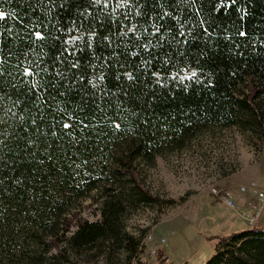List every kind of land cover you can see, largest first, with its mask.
<instances>
[{"label":"trees","instance_id":"1","mask_svg":"<svg viewBox=\"0 0 264 264\" xmlns=\"http://www.w3.org/2000/svg\"><path fill=\"white\" fill-rule=\"evenodd\" d=\"M0 264L135 259L136 166L210 128L264 138V0H0ZM40 33L41 35H37ZM95 192L98 218L74 210ZM204 264H264V227Z\"/></svg>","mask_w":264,"mask_h":264},{"label":"rangeland","instance_id":"2","mask_svg":"<svg viewBox=\"0 0 264 264\" xmlns=\"http://www.w3.org/2000/svg\"><path fill=\"white\" fill-rule=\"evenodd\" d=\"M135 171L141 187L152 196L165 201L186 196L185 201L141 206L128 213L125 228L141 241L135 259L112 263L100 255L85 264H204L214 251L216 236L247 226L212 188L235 190L251 181L264 184V138L238 127L210 128L196 134L182 149L158 156L152 165L141 162ZM244 195L252 196L243 208L249 210L256 197L249 190L235 193L238 207ZM93 197L95 192L75 206L82 218H98ZM258 224L264 227V206ZM160 239L165 243L158 246ZM156 246L157 255L151 256L150 250Z\"/></svg>","mask_w":264,"mask_h":264},{"label":"built area","instance_id":"3","mask_svg":"<svg viewBox=\"0 0 264 264\" xmlns=\"http://www.w3.org/2000/svg\"><path fill=\"white\" fill-rule=\"evenodd\" d=\"M247 190H249L256 197V201L250 204L249 210L241 209V207H238V203L235 201L234 197L235 193H243ZM212 193L219 197L227 207L237 211L240 218L243 219L248 226H255L257 224V220L264 206V184H258L254 181H251L247 186L240 185L235 190L230 188H223L221 190L212 188ZM164 243V239H160L159 241H157L158 246L163 245ZM158 246L150 250L151 256L157 255Z\"/></svg>","mask_w":264,"mask_h":264},{"label":"crops","instance_id":"4","mask_svg":"<svg viewBox=\"0 0 264 264\" xmlns=\"http://www.w3.org/2000/svg\"><path fill=\"white\" fill-rule=\"evenodd\" d=\"M249 198H252V196H251V195H248V196H245V195H244V196H242V197L240 198V200L242 201L241 209L245 208V206H246L245 203H247V200H248ZM261 225H263V224H261ZM256 226H257V224H256ZM258 226H259V224H258ZM263 226H264V225H263ZM245 228H248V225L245 226V227H243V228H241L240 230L245 229Z\"/></svg>","mask_w":264,"mask_h":264},{"label":"snow or ice","instance_id":"5","mask_svg":"<svg viewBox=\"0 0 264 264\" xmlns=\"http://www.w3.org/2000/svg\"><path fill=\"white\" fill-rule=\"evenodd\" d=\"M5 15V13H3V12H0V17H3ZM37 35L39 36V35H41L40 33H37Z\"/></svg>","mask_w":264,"mask_h":264}]
</instances>
